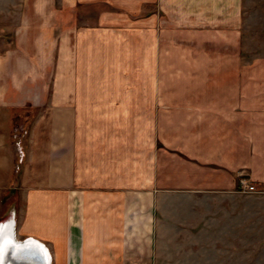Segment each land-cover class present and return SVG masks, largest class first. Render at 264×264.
I'll list each match as a JSON object with an SVG mask.
<instances>
[{
    "label": "crops",
    "instance_id": "crops-1",
    "mask_svg": "<svg viewBox=\"0 0 264 264\" xmlns=\"http://www.w3.org/2000/svg\"><path fill=\"white\" fill-rule=\"evenodd\" d=\"M249 9L0 0V120L28 126L20 168L13 145L0 151L16 240L43 243L51 264H168L227 240L236 216L222 225L202 196L264 187V32Z\"/></svg>",
    "mask_w": 264,
    "mask_h": 264
},
{
    "label": "rangeland",
    "instance_id": "rangeland-1",
    "mask_svg": "<svg viewBox=\"0 0 264 264\" xmlns=\"http://www.w3.org/2000/svg\"><path fill=\"white\" fill-rule=\"evenodd\" d=\"M248 1L250 3V16L257 12L260 14V23L257 25L256 30L258 32H262L263 30L264 32V0ZM137 125L138 131L144 129V123L138 122ZM11 128L12 131L10 132V127L7 123L4 120H0V131L2 130L0 132V141L3 143L0 151L3 153L1 156L7 158L10 156V152L14 146L18 157V164L16 166L18 169L26 158V151L23 148L24 138L23 136L19 137L18 132L25 130V135L28 136V126L27 122L24 125L21 123L17 125V122L14 121ZM143 139V137L137 136L138 141H142ZM123 140H126L127 144L128 138L125 137ZM140 146L143 145H139L138 150H141ZM20 147L24 151L23 159L20 157ZM123 155L125 161L121 159L120 162L127 163L128 155ZM123 155H121V158H123ZM141 157V154L138 153V161H140ZM210 198L202 196V200H195L194 204H198L199 201L200 208H198L203 213H209L210 210L215 208L217 210L218 222H222V225L224 222L229 223L230 221L226 220L225 210L231 211L232 213H230L236 216L229 217L235 222L232 234L227 236V240L223 232L217 235L218 246L215 251L203 248L194 250L192 253L194 256L191 258L187 257L188 253H191L188 250L182 251L184 256L179 253L180 251H175V254H180V259H170L168 264L169 262H177V264H186L189 262L206 264L210 258L211 263L216 259V264H264V187H257V191L255 192H244L243 194H236V197H228V201L226 202H219L214 198ZM213 252L215 253L214 257Z\"/></svg>",
    "mask_w": 264,
    "mask_h": 264
},
{
    "label": "water",
    "instance_id": "water-1",
    "mask_svg": "<svg viewBox=\"0 0 264 264\" xmlns=\"http://www.w3.org/2000/svg\"><path fill=\"white\" fill-rule=\"evenodd\" d=\"M6 222L7 226L0 231V264H51V256L43 243L33 238L17 241L15 219L11 216Z\"/></svg>",
    "mask_w": 264,
    "mask_h": 264
},
{
    "label": "built area",
    "instance_id": "built-area-1",
    "mask_svg": "<svg viewBox=\"0 0 264 264\" xmlns=\"http://www.w3.org/2000/svg\"><path fill=\"white\" fill-rule=\"evenodd\" d=\"M23 148L20 147L19 149V153L21 154V158L23 159V156H24V151L22 150ZM241 184H242V192H255L257 191V186L248 182L247 180H242L241 181Z\"/></svg>",
    "mask_w": 264,
    "mask_h": 264
},
{
    "label": "bare ground",
    "instance_id": "bare-ground-1",
    "mask_svg": "<svg viewBox=\"0 0 264 264\" xmlns=\"http://www.w3.org/2000/svg\"><path fill=\"white\" fill-rule=\"evenodd\" d=\"M6 223H7L6 221H1V222H0V231H1L4 227L7 226Z\"/></svg>",
    "mask_w": 264,
    "mask_h": 264
},
{
    "label": "snow or ice",
    "instance_id": "snow-or-ice-1",
    "mask_svg": "<svg viewBox=\"0 0 264 264\" xmlns=\"http://www.w3.org/2000/svg\"><path fill=\"white\" fill-rule=\"evenodd\" d=\"M5 243L7 244V243H10L9 241H5ZM0 258H2V252H0ZM45 259H46V257H45Z\"/></svg>",
    "mask_w": 264,
    "mask_h": 264
}]
</instances>
